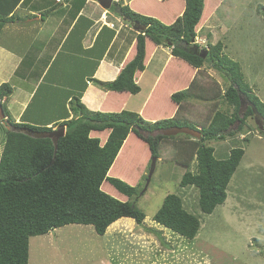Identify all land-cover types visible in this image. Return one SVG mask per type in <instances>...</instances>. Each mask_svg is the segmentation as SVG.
<instances>
[{"label":"trees","instance_id":"trees-1","mask_svg":"<svg viewBox=\"0 0 264 264\" xmlns=\"http://www.w3.org/2000/svg\"><path fill=\"white\" fill-rule=\"evenodd\" d=\"M183 2L182 13L171 24L136 14L128 5L114 2L117 14L136 34L135 56L112 82L92 81L104 91L138 94L140 89L135 82V74L144 70L145 44L149 40L155 46L168 47L173 57L191 69L199 71L208 65L222 75L226 81L225 89L192 79L185 89L170 96L177 105L174 116L155 122L146 121L141 115L126 110L91 112L80 102L84 91L81 90L71 97L69 112H65L62 122L54 124L58 130L47 124L25 120L15 123L2 106L7 120L0 121L4 135L0 153V264H28L31 238L68 225H90L97 235L102 236L110 225L122 218L143 223L145 215L134 204L137 187L113 176L121 167L119 156L131 134L147 145L150 159H160L161 143L175 141L172 161L186 169L195 162V171H186L179 187L197 190V206L202 214H212L226 201L229 182L244 150L233 147L227 158L216 159L214 149L206 142L233 138L244 130L245 121L249 118H257L264 125V106L245 84L239 64L222 53L224 46L221 42L205 47L196 42L207 11L205 0ZM16 6L14 4L10 11L0 14V32L12 19L8 16ZM260 10L264 17V8L259 7ZM204 51L207 55L202 59L200 55ZM11 94L10 85H0V101ZM239 96L250 104L242 118L238 116ZM192 100L213 103L215 110L205 123L193 124L184 116V104ZM219 102L226 104L227 110L217 109ZM238 120L237 129L227 131ZM182 123L192 129L199 127L201 138L150 135L160 129L182 127ZM256 129L264 136L257 126ZM142 133L148 135L144 137ZM241 140L248 142L245 137ZM143 178L147 179V176L144 174ZM105 182L128 200L122 202L104 192ZM132 199L134 201L130 202ZM152 219L187 240H193L200 228L198 217L187 212L182 199L175 194L164 197Z\"/></svg>","mask_w":264,"mask_h":264},{"label":"rangeland","instance_id":"rangeland-1","mask_svg":"<svg viewBox=\"0 0 264 264\" xmlns=\"http://www.w3.org/2000/svg\"><path fill=\"white\" fill-rule=\"evenodd\" d=\"M127 1L125 0L126 5ZM205 2L207 11L197 33V43L200 47H205L207 44L221 42L224 46L222 53L239 64L245 84L264 106V17L260 14L262 11H258L259 7L264 8V0ZM214 3L216 6L211 5ZM147 6L165 17L168 16L167 20L171 17L155 0H151ZM208 10L210 14L213 12L211 16ZM47 30H50L49 26ZM201 39L205 44L201 45ZM145 76L139 82L141 92L134 96L136 100L148 90ZM193 79L200 84H217L222 90L226 88L222 75L208 65H204L193 75ZM185 104L184 112L193 124L205 123L215 110L210 102L192 100ZM3 107L8 114L5 105ZM216 107L222 111L228 108L220 102ZM41 118L43 117L34 119L29 112L25 116V119L32 122L35 120L36 123L39 122L36 119ZM142 135L146 137L148 134ZM3 137L0 127V153ZM243 137L248 142H243ZM176 138L187 137L178 135ZM234 140L236 141L233 142ZM174 142L161 143L160 159L155 161L146 190L147 179L143 178L144 175H140L132 185L137 187L134 204L145 215L143 223L137 224L128 218L119 219L102 236L97 235L90 225L73 224L44 236L33 237L29 240L28 264H264V136L256 129L254 120L247 119L244 130L233 138L206 142L214 149L216 159L227 158L233 147L244 150L243 158L229 182L226 201L210 215L199 211L197 190L193 187H179L182 175L188 170L195 171V162L189 169L175 164L172 161L176 148ZM132 153L143 157L142 148L133 149ZM131 162L132 159L128 161ZM151 162L152 159L146 165V176ZM139 164L140 162H133L130 167L126 162L127 169L120 175L122 179L134 176V170ZM108 185L104 183V192L119 201L128 200ZM169 194L179 196L185 210L198 217L200 228L193 240H187L153 221L164 197Z\"/></svg>","mask_w":264,"mask_h":264},{"label":"crops","instance_id":"crops-1","mask_svg":"<svg viewBox=\"0 0 264 264\" xmlns=\"http://www.w3.org/2000/svg\"><path fill=\"white\" fill-rule=\"evenodd\" d=\"M113 2L126 5L125 0ZM149 2L151 0H128L127 5L165 24H171L184 9L183 0H155L167 15H171L167 20L168 16L150 9ZM14 4L17 6L8 16L12 19L0 32V85H10L12 94L0 103L5 105L15 123L22 120L36 123L25 119L29 112L34 119L43 117L36 119L39 120L37 124H47L55 130L58 127L54 124L62 122L65 112H69L71 97L81 90L84 91L80 102L91 112L126 110L149 122L171 118L177 105L170 96L185 89L198 73L197 69L173 57L168 47L155 46L147 40L144 70L135 74L138 86L146 75L148 90L143 96L136 100V95L129 93L104 91L92 80L112 82L136 52V34L120 18L114 5L112 11H106L95 0H0V14L10 11ZM136 148H142V158L136 156L138 153L133 155L132 150ZM119 157L121 167L113 176L132 186L146 173L149 149L131 134ZM130 159L132 162L128 163ZM126 162L130 167L133 162L140 164L134 176L122 179L120 175L127 169Z\"/></svg>","mask_w":264,"mask_h":264},{"label":"water","instance_id":"water-1","mask_svg":"<svg viewBox=\"0 0 264 264\" xmlns=\"http://www.w3.org/2000/svg\"><path fill=\"white\" fill-rule=\"evenodd\" d=\"M95 1L98 3L100 8L103 10H109L111 8V6L113 5V0H95ZM202 53L203 54L200 55V57L202 59H204L207 55V51H204ZM239 101H240V108L238 110V116H239V118H242L244 112L247 110V107L250 106V104L246 101V99H243L240 96H239ZM4 120H7V118L5 117V114L3 112V109H2V106L0 103V121H4ZM239 123H240V120L235 122V124L233 125V127H234L233 130L237 129ZM259 129L264 133V126H262L260 124ZM231 130H232V127H229L227 131H231ZM144 134H146V133H144ZM60 135L61 136L63 135V131H61ZM150 135L151 136L161 135L164 137L185 135V136L191 137L193 139H197V140L201 138V133L199 132L198 129H192L188 126H183V127L175 126V127H171V128L160 129V130H157V131L151 133ZM155 161H156L155 159H152L151 167L149 169V173L147 176V182H146V186H145L144 190H146V187L148 186V184L151 180V177H152V174H153V171L155 168Z\"/></svg>","mask_w":264,"mask_h":264},{"label":"flooded vegetation","instance_id":"flooded-vegetation-1","mask_svg":"<svg viewBox=\"0 0 264 264\" xmlns=\"http://www.w3.org/2000/svg\"><path fill=\"white\" fill-rule=\"evenodd\" d=\"M249 107V106H248ZM247 107V108H248ZM253 120H254V122H255V124H256V126L259 128V125L261 124L262 126H264L262 123H261V121L260 120H258L257 118H254L253 117ZM233 127V126H232Z\"/></svg>","mask_w":264,"mask_h":264},{"label":"clouds","instance_id":"clouds-1","mask_svg":"<svg viewBox=\"0 0 264 264\" xmlns=\"http://www.w3.org/2000/svg\"><path fill=\"white\" fill-rule=\"evenodd\" d=\"M113 5H114V2H113ZM112 7V6H111ZM107 11V10H106ZM201 44H204V42H200Z\"/></svg>","mask_w":264,"mask_h":264},{"label":"built area","instance_id":"built-area-1","mask_svg":"<svg viewBox=\"0 0 264 264\" xmlns=\"http://www.w3.org/2000/svg\"><path fill=\"white\" fill-rule=\"evenodd\" d=\"M57 2H60L61 0H56Z\"/></svg>","mask_w":264,"mask_h":264}]
</instances>
